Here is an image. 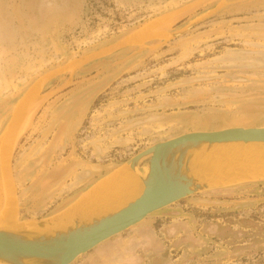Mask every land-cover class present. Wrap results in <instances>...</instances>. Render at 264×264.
Instances as JSON below:
<instances>
[{"label": "rangeland", "instance_id": "374dc122", "mask_svg": "<svg viewBox=\"0 0 264 264\" xmlns=\"http://www.w3.org/2000/svg\"><path fill=\"white\" fill-rule=\"evenodd\" d=\"M18 104L0 223L58 214L157 143L264 127V0H0V142ZM250 181L171 205L73 264H264V177Z\"/></svg>", "mask_w": 264, "mask_h": 264}, {"label": "water", "instance_id": "95a60500", "mask_svg": "<svg viewBox=\"0 0 264 264\" xmlns=\"http://www.w3.org/2000/svg\"><path fill=\"white\" fill-rule=\"evenodd\" d=\"M219 10L217 7L185 30L170 34L171 38L185 35ZM134 43L131 42L132 45ZM128 45L129 41H124L110 47L109 52L114 53ZM99 53H104V50ZM91 60V56L83 57L76 66ZM60 70L62 68L48 74L46 80ZM235 96L230 93L216 94L214 100ZM19 104L2 140L14 126L20 112ZM256 143L264 144V127L190 132L157 143L127 162V166L140 177L144 190L124 207L105 211L106 207L101 208L104 206L81 205L85 194L79 201L50 218L24 223H0V264H73L79 257L171 205L204 191L235 185L213 183L208 171L199 164L197 156L210 155L234 145L249 146Z\"/></svg>", "mask_w": 264, "mask_h": 264}, {"label": "bare ground", "instance_id": "6f19581e", "mask_svg": "<svg viewBox=\"0 0 264 264\" xmlns=\"http://www.w3.org/2000/svg\"><path fill=\"white\" fill-rule=\"evenodd\" d=\"M12 132L0 142L3 151L0 153L8 160L14 147ZM197 160L204 170L208 171L209 178L216 185H232L264 177V144L234 145L216 150L210 155L199 154ZM4 167L8 169V165ZM143 190L144 185L140 177L127 166L125 170L117 171L109 179L99 183L85 195L80 204L90 207L104 206L101 208L106 207L105 211H116L138 198Z\"/></svg>", "mask_w": 264, "mask_h": 264}, {"label": "crops", "instance_id": "0c3cea01", "mask_svg": "<svg viewBox=\"0 0 264 264\" xmlns=\"http://www.w3.org/2000/svg\"><path fill=\"white\" fill-rule=\"evenodd\" d=\"M139 231H141V229H140V230H138V232H139Z\"/></svg>", "mask_w": 264, "mask_h": 264}]
</instances>
